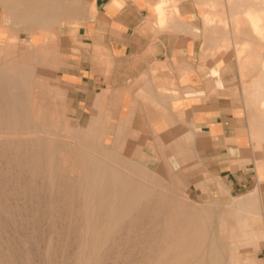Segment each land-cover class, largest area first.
I'll list each match as a JSON object with an SVG mask.
<instances>
[{
  "label": "crops",
  "instance_id": "0c3cea01",
  "mask_svg": "<svg viewBox=\"0 0 264 264\" xmlns=\"http://www.w3.org/2000/svg\"><path fill=\"white\" fill-rule=\"evenodd\" d=\"M230 16L198 0H0V44L12 33L9 53L29 32L31 63L55 64L70 110L90 114V128L108 127L114 146L123 136L128 151L157 166L189 161L190 174L214 177L224 192L251 190L233 198L262 232L255 252L264 241V5ZM78 17L72 39L61 36L60 55L49 40L35 47L37 29ZM10 70L38 101L33 68ZM253 260L264 264V245Z\"/></svg>",
  "mask_w": 264,
  "mask_h": 264
},
{
  "label": "rangeland",
  "instance_id": "374dc122",
  "mask_svg": "<svg viewBox=\"0 0 264 264\" xmlns=\"http://www.w3.org/2000/svg\"><path fill=\"white\" fill-rule=\"evenodd\" d=\"M206 1L198 0V4L205 5L209 10L219 13L225 19L228 18L226 17L227 14L231 15L230 17L232 18L233 14L244 12L247 6L253 3L264 5V0H213L212 6L208 5ZM79 18L76 19V22H72L70 19L61 20L56 24V28L50 32L44 29H37L34 32V35L37 36L35 47L49 40L53 44L54 56L60 55L61 36L63 33H67L69 35L67 37L72 39L74 35L72 29L78 26ZM205 19L207 20V16ZM9 24L13 28L12 24ZM213 24L219 27L221 22L216 20ZM11 35L6 42L0 44V77H12L10 69L17 66L33 68L31 93L36 94L38 103H36L34 95L30 94L28 88L24 91L22 89L26 104H24L23 108L25 113L27 112V116L28 113V117L31 116L29 119L33 117L30 120L31 124L37 125L39 130L34 133L36 135H31L30 133L27 134L28 132L25 130L16 132V130L9 128H1L0 133L2 134H0V138L5 139L9 133L13 134L9 131L11 130L16 136L15 139L19 137L24 139L28 135L43 139L46 136L43 130L47 127L51 135L58 142L60 141L59 143L66 151L59 150L56 153L52 187L48 186L49 184L44 178L46 169L43 164L38 168L39 175H35L32 170L18 166L13 167L9 171L0 172V264H79L82 254L91 255L92 258L95 255L93 259L96 264H123L124 260L131 256L139 263V259H142L144 255H149L153 252V246L147 242L144 243L140 234L132 233L126 226H122L119 229L117 228L119 232L116 231L114 233L115 236L113 234L111 237L104 239V235H95L96 238L103 239L99 243L100 250L97 249L94 252L92 249L87 248L83 253L81 247L84 244L82 238L85 237V234L80 231L82 214L78 204L73 201L75 194L73 195L72 193L74 191L72 182L82 177L81 171L74 163L75 151L80 147H85L86 151H92L102 159L104 158L103 160L106 163L113 165L120 173L131 176L135 174L133 177L137 178V180L147 181L146 183L149 184L150 188L164 193L169 199L177 204L180 203L185 209L203 208L209 210L212 214V225L214 228L211 235L212 237L214 236L213 238L225 253L227 264H254L253 258L258 262V253L263 247L264 241L255 252L254 248L262 232L258 230V233L256 231L257 227L249 223L250 219L245 217L242 209L237 206V198H233L251 190L240 193L224 192L218 188L214 177L190 174L189 161L178 160L169 164L167 160L161 159L156 162L157 166L154 162L141 158L142 153L140 151H128L125 148L123 136L118 135L114 138L121 142L120 147L114 146L110 141L112 137L108 133L110 130L108 127L101 129L90 128L89 126L92 124L90 114L79 117L76 112L70 110L71 98L67 95V90L56 81L57 75L54 70L56 65L44 64L38 61L31 63L32 58L26 53L30 48L28 47L31 37L29 32L21 31L17 49H12L9 53H5ZM13 59L15 61L18 59L19 63L11 64ZM33 106L35 110H33ZM46 110H51L52 112H46ZM52 128L54 130H51ZM99 131L104 134L99 136ZM23 133L26 134L23 136ZM154 146L157 147V145ZM11 151V149L8 150V152ZM156 154V151L148 153L149 156ZM66 162L67 164H64ZM177 176L183 179L182 183L178 181ZM49 204L55 208L53 207L54 209L49 210ZM234 214H237L238 218H235ZM246 220H248V228L245 224ZM254 234L257 235L255 236ZM136 236L140 240H134L133 243L131 237L134 238ZM90 241L88 242L87 240L85 245L91 243ZM135 243H138V245ZM235 247H238V256L236 258L233 256ZM118 252L119 254H117ZM96 254L99 256L97 257Z\"/></svg>",
  "mask_w": 264,
  "mask_h": 264
},
{
  "label": "bare ground",
  "instance_id": "6f19581e",
  "mask_svg": "<svg viewBox=\"0 0 264 264\" xmlns=\"http://www.w3.org/2000/svg\"><path fill=\"white\" fill-rule=\"evenodd\" d=\"M56 3L59 2L57 1ZM160 7L162 6H159L158 10L160 9L162 11ZM160 10L159 15H161ZM159 17L160 19L162 18L161 16ZM21 18L22 17H20V19ZM237 21L238 20H236V22ZM12 77H0V129L9 128L14 131L16 130V132L25 130L28 132L27 134L30 133L31 135H36L34 133L39 130V127L37 125L31 124L30 120L33 117L29 119L31 116L28 117L29 113L27 116V112L25 113V109L23 108L25 104L23 92L24 88L21 87L23 91L21 88H19L21 84L17 87L14 84V82L16 81H13ZM36 103H38V101H36ZM33 110H35L34 106ZM39 110L41 111L40 108ZM48 129L49 128L46 127L43 130V132L46 133V136L43 139H39L36 136L30 137L29 135V137L27 136V138L24 139H20V137H17L18 139H15L16 136H14V132L11 130L9 131L13 134L9 133L10 135L8 134V137H5V139L7 138V140H5L4 138H0V172L9 171L13 167L18 166L22 167L23 169L25 168L32 170L35 175H39L38 168L43 164L46 169L44 178H46V181L49 184L48 186L52 187V176L54 167L56 165V153L59 150H65V148L59 143L60 141L58 142L56 138L51 135V132ZM2 130L1 132L4 131ZM51 130L54 129L52 128ZM58 133L60 134V132ZM25 134L23 133V136ZM9 149H11L12 151L8 152ZM103 159L97 156L92 151H86L85 147H80L75 151L74 163L79 171H81L82 177L72 182V187L74 189L72 193L73 195L75 194L73 197V201L78 204V208L82 214L80 231L81 233L85 234V237L82 238L84 244H81L83 253L87 248H90L93 251L97 249L100 250L99 243L103 239L99 237L96 238L95 235H104V239L109 238L114 233H116V231H118L117 228L119 229V227L126 226V228H128L130 232L140 234L141 238H143L144 240V243L147 242L151 244L153 246V252L149 255H144L142 259L138 258L139 263L137 262V260H135V258L131 256L126 258L123 264H227L225 253L221 249V246L218 244V242L213 238L214 236L212 237L211 235L214 228L212 225V214L209 210L203 208L185 209L180 205V203H175L164 193L150 188L149 184L146 183L147 181L143 182L141 180H137V178L133 177L135 174L131 176L128 174L120 173L116 168L113 167V165H109ZM105 159L107 160L106 157ZM64 164H67V162ZM53 207V205H50L48 206V209H54L55 207ZM214 215L216 216V214ZM233 216L235 218H238L237 214H234ZM245 224L248 228V220H246ZM256 231L258 232V230ZM137 239L140 240L138 236L134 238L131 237L133 243L134 240ZM87 240L88 242L89 240H91V243L85 245ZM135 244L138 245V243ZM107 247L109 248V246ZM117 254H119V252ZM77 256H79V254H77ZM98 256L99 255H97V257ZM233 256L235 258L238 256V247L234 248ZM81 257L82 258L79 260V264H96L93 259L95 258V255L92 258L91 255L82 254Z\"/></svg>",
  "mask_w": 264,
  "mask_h": 264
}]
</instances>
